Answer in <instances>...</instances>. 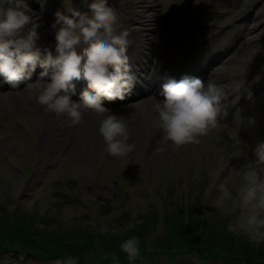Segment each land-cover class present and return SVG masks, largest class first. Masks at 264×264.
<instances>
[{"label": "rangeland", "instance_id": "374dc122", "mask_svg": "<svg viewBox=\"0 0 264 264\" xmlns=\"http://www.w3.org/2000/svg\"><path fill=\"white\" fill-rule=\"evenodd\" d=\"M59 1L62 2L61 8L57 6ZM164 2L163 21L167 20L166 23L170 27L173 26L172 28L177 27L179 35L173 36V38L177 36V40L173 39L172 42L166 40L162 43L161 23L158 33L153 34V36L156 35V40L159 42L157 48L159 58L165 57L171 52L170 43L177 41L174 45V47H177L204 31L203 28L195 26L203 23L218 24L224 22L235 15L239 9L245 10L249 5L248 1L245 3L241 0H206V4L184 8L177 6L175 0H164ZM57 10L64 11V0H46L45 5L39 10V15L41 19L47 17L55 21L54 13ZM137 15L139 16L140 13L136 14L135 17H138ZM252 17L235 19L219 36L220 38H214L217 40V44L221 46L213 45L212 48H227L232 45L243 49L247 55V60L252 66L264 72V34L256 36L257 31L251 32V27L254 24ZM171 35L172 32L168 36L171 38ZM250 38L252 40H249ZM258 89L262 90V93L256 99L263 101L264 84ZM13 99L14 97H0V212L6 210L9 214V211L14 210L13 215L14 213L21 214V212H24L30 217L24 225L27 229L25 238L31 237L37 241L38 237L33 233L39 235V232L46 227L48 216L56 218L53 227L65 233L66 241H71V238L77 236L79 239L89 236L90 228H92L95 219H97L96 227L98 231L115 235L118 229L121 228V220L118 215L122 214L120 212L124 211L123 208L128 209V216L132 225H140L143 221L144 225L148 227L150 219L146 218H150L153 213L154 206L152 203L166 209L168 202H170L169 198L173 197L175 188L178 193L176 200L172 202L173 207L175 205L182 208L190 207L189 212L187 209L184 213L181 221L183 224H192L191 217L196 214L194 208H196L197 202H199L200 209L204 213V218L209 219L211 222L220 219V222L214 224L223 226L226 224L228 226L232 222L234 213L227 202L225 203L227 210H218L214 203L220 200L221 191L225 186L233 193L236 191L242 182L249 161L243 157L234 159V156L229 154L234 148L238 147L237 145L241 143V139H236L229 128H225L224 125L220 124L212 131V135L202 138L200 146H198V143H193L190 152L182 151V154H184L182 156L192 161L189 167L183 166V169L186 170L185 175L189 174L187 189L184 188L185 182H182L181 179V174L184 175V173L179 169L167 170V167H165L166 153L157 157V171L155 172L157 177L152 178V184L148 190L142 187L137 173L129 165H126L124 160L107 156L99 164L96 172L97 179L107 186L112 185L114 192L108 194L105 187L106 189H101L103 191H97L95 194V188L91 190V187L83 185L85 174L81 170V162L90 161L89 155L79 145L74 151H71L72 142L67 141L56 149L51 147V151L42 152L41 160L34 171V174H37L33 177H37L28 185L20 199L15 201V184L22 176L19 167H26L29 153L27 135L16 127L7 114V105H3L5 101L12 103ZM22 105L15 106L13 104L9 106L13 107V112L16 113L19 121L32 129L34 134L38 131L39 135L45 123V118L43 119L40 116L42 110L37 103H27V100H23ZM31 111H36V113L31 114ZM70 128L72 127L70 126ZM157 137L158 139L153 143V146L149 147L146 152L148 151L151 154L158 148L160 138ZM208 144L210 145L214 167L219 169L220 174L217 179L212 178V172L207 166L209 160V153L206 151ZM220 164H224L225 167L231 165V167L228 171L221 172ZM125 166H128L129 171ZM153 176L155 175L153 174ZM87 177L89 179L90 174H87ZM170 179L172 180L168 183ZM163 192H165L166 197L163 196ZM124 197L125 199H123ZM108 203H111L112 207L108 206ZM106 209H108V212L105 211ZM151 223L152 221L149 222V226ZM163 229L161 225L152 228L151 231L148 227L142 235L140 242L148 251L151 250L156 235L161 234L162 238L166 239L162 233L165 232ZM239 235L243 246L250 247L257 256L264 255V243L259 246L260 244L257 245L250 241L245 234L241 233ZM82 243V241L79 242V245ZM33 253V256L26 263L43 264L42 256ZM1 256L4 264H12V261L8 259V254ZM149 261L150 256L148 254H141L140 263L149 264ZM158 261L164 262L165 259L157 256L154 264H157ZM66 262L67 264H79L78 262L71 263L72 261L67 258L50 259L46 264H66ZM174 262L175 264H200L194 255L177 257ZM14 264H17V262ZM21 264L24 263L21 261Z\"/></svg>", "mask_w": 264, "mask_h": 264}, {"label": "clouds", "instance_id": "9594fccd", "mask_svg": "<svg viewBox=\"0 0 264 264\" xmlns=\"http://www.w3.org/2000/svg\"><path fill=\"white\" fill-rule=\"evenodd\" d=\"M83 2L88 12L64 0V11L54 13L55 55L46 49L43 58L34 50L40 15L22 0L0 3V76L10 87L17 88L22 81L31 79L39 64L42 71L34 84L37 102L48 112L66 115L71 126L84 122L82 107L101 116L97 132L104 142L105 154L127 165L131 162L129 154L136 148L128 142L127 118L103 107L102 99L124 100L134 85L126 55L129 33L117 31V12L108 0ZM77 48L82 50L78 52ZM81 79L94 94L83 91L82 103H78L69 92L74 90L73 81ZM161 89L163 99L153 106L152 127L163 134L165 143L175 148L199 143L201 137L216 129L222 102L228 98L222 87L210 80L185 76L179 81L166 78ZM252 156L236 191L225 186L214 205L218 210H227V202L234 213L228 231L243 233L259 245L264 243V142L256 145ZM120 250L129 260H136L140 255L139 238L130 236L120 244Z\"/></svg>", "mask_w": 264, "mask_h": 264}, {"label": "bare ground", "instance_id": "6f19581e", "mask_svg": "<svg viewBox=\"0 0 264 264\" xmlns=\"http://www.w3.org/2000/svg\"><path fill=\"white\" fill-rule=\"evenodd\" d=\"M242 2L247 3L249 2L248 10H242L239 9V11L231 16L228 21L220 24L213 25L210 30H205L199 34L198 37L192 39L190 43V48L188 49V53H192L196 55H200L201 51L204 50L207 45H205L207 42L212 44L213 37L207 38L210 31H216L219 30L221 26H225L226 23L232 22L234 19L240 17L241 14H245L244 17L240 18H250L253 15L255 17H252V20H254V24L251 27V32L257 31L256 36L264 34V3H257L255 6V10L252 11L253 8V2L255 0H241ZM146 2L147 4H144ZM156 0H129L126 4V7L129 9V11L133 14L140 13L141 15H137L138 17L132 16V26L130 27V34L132 39L134 40L133 46L128 47L129 51L132 52V49L139 47L141 52L138 54L139 59H141L140 64L146 67L143 59L150 56V53L152 51V39L151 35L153 34V30L155 29L152 26L151 23V16L156 17V12L153 13V10L155 7ZM175 4L179 7H188V6H196L197 4H206V0H200L199 3H194L193 0H183L182 3H177L175 0ZM147 13V15H143ZM167 20H164L162 22V43H164L168 38L171 30L168 32L171 27L166 23ZM51 23L50 20L46 22L45 28H43L44 32H47L46 36L48 35V39H50V45L52 52L55 54V31L56 29L48 28V24ZM140 26H139V25ZM167 24V25H166ZM60 25H57L56 28H59ZM262 29V30H261ZM199 40H201L199 42ZM249 40H252L250 38ZM214 44L216 42H213ZM203 46V47H202ZM231 55L230 57H226V62L219 61L218 64L223 63L217 68H214L215 70H212L210 76H207L206 78H201V80L207 82L212 81L216 83L218 86L222 87L225 92L232 91L234 89H241V92L238 93L240 95L244 90L246 89H252L254 87H257L260 83L259 81L264 79V72L260 71L255 66H252V64L247 60V55L243 51V49L231 47L229 48L228 55ZM224 59V58H223ZM223 61V60H222ZM172 65V62H170L169 58H166L165 61L161 64H159L154 70H153V78L154 80H157L162 72L165 70H168V68ZM216 63H214V66ZM192 66H182V64H179L177 68H173L174 71L177 72V81H179L181 78L179 72L182 71H188L191 70ZM184 73V72H183ZM185 74V73H184ZM75 81H73L74 83ZM76 84L74 83V89L76 88ZM139 91L136 92L135 95H138ZM142 95V94H141ZM236 95L233 98L227 99L223 101L224 107L227 104H231L234 102L238 97ZM71 99L73 101H76L77 99L71 96ZM159 101L158 98H150V99H144L140 101L136 108L133 110L137 111H131L129 109L122 110L121 112L115 114L123 115L127 118V122L129 125V134H132V136H129V143H133L136 145L135 150L129 154V160L131 161L130 164L131 167L135 170L137 173V176L139 177L140 182L142 183V187L145 190L150 189V185L152 184V178L157 177V157L162 156L166 153V157L164 160V165L167 167V170L172 169H179L181 172L183 169V164H187L189 167L190 164H192L191 159L186 158L182 155V151H191L192 144L189 143L186 144L185 148L184 145L180 146L177 150L174 146H172L170 143H165L163 139V135L159 139L158 148L153 151L151 154L145 152L143 153L144 147H146L149 143L151 144L153 142L154 137L159 134L158 130L154 129L152 127V119H153V106ZM18 103L21 105L22 101L18 100ZM256 104L250 106L247 110L240 111L237 115V122L238 126L241 131L243 132H250L253 129H255L257 132H264V100L263 101H257ZM223 107V108H224ZM81 111L84 113V122L81 125H77L74 130L75 132H69V126L70 124L69 118L66 115H60L57 116L55 113L48 112L47 115V121L42 127L41 137L44 140L42 142L43 150H46L48 147L52 146L55 149L58 148L61 144L67 141H72V145L70 147L71 151H74L77 147V145H80V148L84 149L88 155L90 156L91 162L88 161H82L81 162V170L85 174V178L83 181V185L86 187V185L90 188H95V194L97 191H103L101 189L107 188V193L112 194L113 186L112 185H105L104 182L99 181L97 178L96 180L90 181L87 177V174L91 173L93 177H97L96 173L93 169L94 165L99 163V161H102L105 159L108 155L104 152V142L102 138L99 136L97 132V128L99 125V120L102 118L101 116L97 115L92 110L81 108ZM106 115V114H105ZM66 128L68 130L66 131V135L63 132ZM62 132V133H61ZM254 132V131H252ZM213 132H211L209 135H212ZM65 135V136H63ZM205 137V136H204ZM203 137L200 138L198 146L201 145V140ZM260 143V142H258ZM257 143V144H258ZM256 144V145H257ZM151 144L149 147H152ZM173 148H175V151H173ZM163 149V150H162ZM188 155V154H187ZM209 160L207 162V166H209L211 172H212V178L217 179L219 176V169L217 167H214L213 161H212V153L208 154ZM221 165V172H226L230 169L231 165H228L225 167L224 164ZM209 170V171H210ZM153 174L155 176H153ZM23 176L21 179L16 182L15 184V192L16 195L21 193V188L23 187L24 182ZM189 179V174H188ZM172 179L168 181L171 182ZM33 180L31 179L26 186L30 185V183ZM92 185V186H91ZM106 187V188H105ZM241 234V233H240ZM191 238V237H190ZM240 235L236 234V239H234L233 243H227L224 241H220L218 245L219 250L218 252L222 253V251H228L229 255L220 256L216 255L213 256L209 252H200L196 247H192L190 250H182V253H195L198 255L201 259H211V263L214 264H246L249 263V258L246 257V253L244 251H234L237 248H242L238 244V240L240 239ZM260 244L259 246H261ZM234 249V250H233ZM264 261V260H263ZM252 264V263H250ZM260 264H264V262H261Z\"/></svg>", "mask_w": 264, "mask_h": 264}, {"label": "trees", "instance_id": "16d2710c", "mask_svg": "<svg viewBox=\"0 0 264 264\" xmlns=\"http://www.w3.org/2000/svg\"><path fill=\"white\" fill-rule=\"evenodd\" d=\"M189 210L190 207H188V212ZM123 217H125V215L120 217V219H122V222L120 224L121 228L117 231L115 235H113L111 238H106L105 236L98 237V247H107L108 251L112 253L114 249H110V246H120V244L124 240L133 235L137 236L138 238H141L142 235L147 231V225L145 226V223L143 221L140 225L135 224L132 225L131 228H129V226H126ZM182 217V210H177L176 212L174 211V209L172 210L171 216H168V218H172V220L176 219L177 224L173 226L172 231H170L169 228L167 229L166 233L164 234L166 239H163L161 235H158L154 239L155 249H158L159 251H163L165 253H176L182 250H190L192 247H196V249H198L200 252H209L213 256L220 255L222 257L226 254L229 255L228 251H222V253L218 252L220 251L218 245L222 243L220 241L233 243L234 239H236V235L235 233L228 231L226 224L224 226L214 224L218 221L220 222V219L218 217L217 219L219 220H215L213 222L206 218L202 222L201 228L198 225L197 218L195 215L191 217L192 224L188 223L186 226H184L181 222L183 220ZM146 219H150L148 221V226L150 221L154 223V212L152 213L150 218ZM10 222L11 220H9L8 217L0 219V245L2 241H5V237L3 234V231H5L8 233L7 241L9 242V247L11 248L15 244H19L21 249H24L27 246H31V248L33 247L38 251H41L43 254H49L52 256L61 255L64 252L73 253L74 255L78 254V250L77 248H75V243L73 244L72 242L63 241L60 235H58L59 233L54 230L48 231L46 228H43L42 231L39 232V235L33 233L38 237V240L36 241L34 238L31 237L25 238V231H27L25 230L26 227L24 226L27 223L26 217L19 215L16 217V220L13 224ZM239 240L241 241V238ZM85 247L88 251H91L94 249V247H96V244L91 242V240L86 241ZM140 247H143V244H140ZM241 247L242 251L246 253V257L250 260L264 262V255L257 256L255 254V251H252L250 247Z\"/></svg>", "mask_w": 264, "mask_h": 264}]
</instances>
